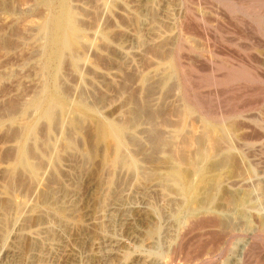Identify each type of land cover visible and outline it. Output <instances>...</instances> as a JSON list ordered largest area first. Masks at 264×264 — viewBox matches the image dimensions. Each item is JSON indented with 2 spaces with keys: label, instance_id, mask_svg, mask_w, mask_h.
<instances>
[{
  "label": "rangeland",
  "instance_id": "rangeland-1",
  "mask_svg": "<svg viewBox=\"0 0 264 264\" xmlns=\"http://www.w3.org/2000/svg\"><path fill=\"white\" fill-rule=\"evenodd\" d=\"M65 13L78 31L63 34L67 48L53 43ZM53 95L64 104L53 106ZM101 125L123 127L125 145L109 134L98 140ZM153 134L164 136L160 152ZM30 152L36 167L47 163L36 177L10 161ZM120 152L138 173L114 164ZM181 160L206 177L191 178L199 201L213 188L221 237H190L167 262L185 200L166 175ZM0 207V264H264V237H250L254 215L264 220V0H0ZM207 213L211 206L194 216ZM155 223L161 235L151 239ZM220 239L224 254L206 262L201 248Z\"/></svg>",
  "mask_w": 264,
  "mask_h": 264
},
{
  "label": "bare ground",
  "instance_id": "bare-ground-1",
  "mask_svg": "<svg viewBox=\"0 0 264 264\" xmlns=\"http://www.w3.org/2000/svg\"><path fill=\"white\" fill-rule=\"evenodd\" d=\"M58 28L56 29V30H54V39H53V43L56 45V46H62V45H65L66 46V48H67V46L69 45V43H66L65 42V44L64 43H62V36H63V34H65L66 32H68V31H73L74 32V36H76L77 37V35H78V31H77V29H76V26H75V24H74V21H73V18L71 17V15H67L66 13L62 16V17H60L59 19H58ZM110 27V26H109ZM78 28V27H77ZM69 33V32H68ZM71 33V32H70ZM67 36V35H66ZM72 36V35H71ZM68 37V36H67ZM79 38V37H78ZM72 40H70V42H71ZM69 42V41H68ZM71 44V43H70ZM71 46V45H70ZM62 48V47H61ZM64 48V47H63ZM62 50V49H61ZM66 50V49H65ZM58 52V51H57ZM64 54V53H63ZM61 56H62V53H60V52H58L57 54H55V58H57V59H59V58H61ZM60 60V59H59ZM50 64V63H49ZM51 64H52V62H51ZM52 66V65H51ZM135 97V96H134ZM50 99V98H49ZM51 104H53V106H59V104H64V100L62 101L61 100V98L60 97H57V95H53L52 97H51ZM42 103V102H41ZM35 106H39V102H36L35 104H34ZM42 105V104H41ZM151 107V106H150ZM52 109V108H51ZM45 110V109H44ZM39 112V111H38ZM56 112V111H55ZM138 112V111H137ZM43 113V112H42ZM156 113V112H155ZM51 115V110H50V112H45V115ZM140 114V113H139ZM142 114V113H141ZM149 114V113H148ZM49 115V116H50ZM51 117V116H50ZM139 118V117H138ZM251 118V117H250ZM48 119H49V117H48ZM52 120V118L50 119V121ZM120 121V120H119ZM134 121V120H133ZM153 121V120H152ZM52 123V122H51ZM148 123V122H147ZM60 124V123H59ZM146 124V123H145ZM155 124H157V123H155ZM58 125V124H57ZM99 126V125H98ZM132 126H134V125H132ZM107 126H102L101 125V128H100V130H99V133H98V135H97V138H98V140H103L106 136H107V134H109V136H111L115 141H116V143L120 146V145H125L124 144V140H125V137H127L126 136V134H125V136H124V128L123 127H120V126H111L110 128H106ZM126 127V126H125ZM134 128H136V127H134ZM130 129H131V127H130ZM22 130V129H21ZM56 130V129H55ZM98 130V129H97ZM151 130H152V128H151ZM153 131V130H152ZM150 132V131H149ZM143 133V132H142ZM153 133V132H152ZM149 134V133H148ZM158 134H160V132H158ZM152 135V137L153 136H155V137H153L154 138V144H153V147H154V145H155V147H154V149L156 148L157 150H159L161 147V143H162V141H163V137L164 136H161V135ZM145 135V134H144ZM45 136V135H44ZM149 136V135H148ZM253 136V135H252ZM251 136V137H252ZM96 137V136H95ZM108 137V136H107ZM151 137V138H152ZM13 138V137H12ZM70 138V137H69ZM127 138H129V136L127 137ZM151 138H150V140H151ZM18 139V138H17ZM71 140H73L72 138H70ZM131 139V138H130ZM146 139V138H145ZM94 140V139H93ZM153 140V139H152ZM151 140V141H152ZM74 141V140H73ZM95 141H96V139H95ZM130 141V140H129ZM147 141V140H146ZM34 142V141H33ZM70 142H72V141H70ZM126 142V141H125ZM137 142V141H136ZM35 143V142H34ZM44 143V142H43ZM92 143H94V142H92ZM130 143V142H129ZM132 143L134 144L135 142H133V140H132ZM152 143V142H151ZM150 143V144H151ZM36 145H37V143H36ZM93 145V144H92ZM135 145H137V144H135ZM31 146V145H30ZM34 146H35V144H34ZM69 146V145H68ZM109 146V145H108ZM144 146V145H143ZM151 146V145H150ZM38 147V146H37ZM101 147V146H100ZM121 147V146H120ZM135 147V146H134ZM152 147V148H153ZM94 147H92V149H93ZM142 148V147H141ZM140 148V149H141ZM22 149H24V147L22 148ZM33 149V148H32ZM66 149V148H65ZM68 149V148H67ZM91 149V148H90ZM96 149V148H95ZM102 149V148H101ZM113 149V148H112ZM16 150V149H15ZM24 151V150H23ZM31 151H33V150H31ZM91 151V150H90ZM100 151H102V150H100ZM115 151V150H114ZM142 151V150H141ZM156 151V150H155ZM161 150H159V152H160ZM140 152V151H139ZM34 153H36V152H33V154ZM42 153V152H41ZM45 153H46V151H45ZM44 153V154H45ZM93 153V152H92ZM97 153V152H96ZM100 153H102V152H100ZM143 153V152H142ZM158 153V152H157ZM30 154H32V152H30ZM32 154V155H33ZM114 154V153H113ZM120 155H117V157L116 158H114V164L117 166V165H119L118 166V168L119 167H122V168H126V169H129V170H131L132 171V173L133 174H136V173H138V171H139V169H140V166L138 165V163H137V161L135 160V159H133L132 157L130 158L129 156H127L126 155V153L125 152H120L119 153ZM210 154V153H209ZM17 155V154H16ZM32 155H19L16 159H11L10 161H12V160H14V162H13V164H12V168L14 169L13 171H18V170H27L33 177H36L37 176V169H39V167L38 166H41L42 164H47V163H43L44 162V158L43 159H41V160H43V161H41V165H38L37 167L35 166V165H33L34 163L32 162V160L33 159H37V157L38 156H32ZM36 155V154H35ZM46 155V154H45ZM45 155H43V156H45ZM144 155H145V153H144ZM15 156V155H14ZM47 156V155H46ZM92 156V155H91ZM102 156V155H101ZM139 156H141V155H139ZM145 156H147V155H145ZM153 156V155H152ZM175 156V155H174ZM182 156V155H181ZM206 156V155H205ZM40 157V156H39ZM59 157V156H58ZM84 157V156H83ZM97 157H98V155H97ZM96 157V158H97ZM110 157H112V156H110ZM136 157H138V156H136ZM177 157V156H176ZM46 158V157H45ZM47 158H50V157H48L47 156ZM62 158V157H61ZM60 158V159H61ZM80 158V157H79ZM79 158H78V161H79ZM167 158V157H166ZM195 158V157H194ZM38 159H40V158H38ZM51 159V158H50ZM93 159H95V158H93ZM92 159V160H93ZM106 159H107V157H106ZM109 159V158H108ZM150 159V158H149ZM155 161H156V159H155V157L153 158ZM152 159V160H153ZM160 159V158H159ZM189 159V158H188ZM63 160V159H62ZM99 160H100V158H99ZM102 160H103V158H102ZM147 160V159H146ZM153 160V161H154ZM171 160H173V159H171ZM180 160V159H179ZM186 161H187V159H185ZM59 161V160H58ZM108 161V160H107ZM143 161H145V160H143ZM142 161V162H143ZM153 161H151V163L154 165V163L155 162H153ZM158 161V160H157ZM168 161H170V160H168ZM183 160H181V162H182ZM82 162V161H81ZM88 162V161H87ZM87 162L85 163V165L87 164ZM100 162V161H99ZM113 162V161H112ZM176 162V161H175ZM185 162V161H184ZM193 162V161H192ZM192 162H185V163H183L182 162V164H180V166H175V168H172V170H171V173H168V176L166 175V177H168L169 179H168V181H170L172 184H171V186H172V189H173V191L172 192H170V190L168 191V192H170V193H178L179 194V196H181V197H183V200H185V202L184 203H182V204H176V207H178L177 208V211H176V213H175V219H174V221H175V223H174V225H173V227L174 228H178V227H182V228H180L181 230L179 231V233H178V235L177 236H175L174 238H173V240H172V242L173 243H175L176 242V247L174 248V250L172 251V253H169V254H167V256H166V258L168 259L167 260V262H175L176 261V259H177V256H178V252H179V250H180V248H181V245H182V243L184 242V241H186L188 238H190V237H192V238H202V237H204V236H208V237H212V239L211 240H213V239H215V238H218V232L216 233V231H214V229L215 228H218V226H219V224L220 223H218V219H216V217H214L212 214H213V211H212V207L214 206L213 204L215 203L214 201H213V188L211 189V190H209L208 192H209V199H208V201L207 202H203V201H199V199H198V197H199V194H201L200 193V187L199 186H196V185H194L193 183H192V181L194 180L195 181V179H192V181H191V178H192V176L193 175H195V174H199L200 175V178H201V183H202V181L204 182V178H206L204 175H202V174H200V173H198V171H197V166L198 165H196L194 162L192 163ZM237 162V161H236ZM53 163V162H52ZM109 164H110V162H108ZM157 163V162H156ZM222 163H224V162H222ZM55 164H57V163H55ZM77 164V163H76ZM114 164H112V165H114ZM148 164H150V163H148ZM96 165V164H95ZM101 165V164H100ZM103 165H104V163H103ZM164 165V164H163ZM169 165V164H168ZM184 166V165H187V168L186 169H183L181 166ZM217 165V164H216ZM215 165V166H216ZM99 166V165H98ZM108 166V165H107ZM165 166V165H164ZM172 166V165H171ZM219 166V165H218ZM57 167H58V165H57ZM96 167V166H95ZM110 167V166H109ZM114 167V166H113ZM173 167V166H172ZM222 167V166H221ZM59 168V167H58ZM85 168V167H84ZM112 168V167H111ZM151 168V167H150ZM159 168H161V167H159ZM164 168V167H163ZM168 168H170V167H168ZM40 169H42V168H40ZM89 169V168H88ZM98 169V168H97ZM100 169V168H99ZM103 169V168H102ZM109 169V168H108ZM113 169V168H112ZM117 169V168H116ZM142 169V168H141ZM215 169V168H214ZM12 170V169H11ZM60 170V169H59ZM79 170V169H78ZM77 170V171H78ZM96 170V169H95ZM101 170V169H100ZM120 170H122L121 168H120ZM129 170H128V172H129ZM61 171V170H60ZM88 171V170H87ZM109 171H111V170H109ZM142 171H143V169H142ZM248 171V170H247ZM10 171H8V173H9ZM22 172V171H21ZM39 172L40 171H38V175H39ZM119 172V171H118ZM127 172V173H128ZM158 172H159V170H158ZM167 172V171H166ZM15 173V172H14ZM17 173V172H16ZM61 173V172H60ZM85 173H86V171H85ZM84 173V174H85ZM94 173H95V171H94ZM99 173V172H98ZM106 173V172H105ZM107 173H109V172H107ZM126 173V172H125ZM21 174V173H20ZM23 174V173H22ZM21 174V175H22ZM63 174V173H62ZM65 174V173H64ZM63 174V176H65L66 177V174L64 175ZM90 174V173H89ZM100 174V173H99ZM111 174V173H110ZM148 174V173H147ZM159 174V173H158ZM165 174V173H164ZM207 174V173H206ZM205 174V175H206ZM248 174V173H247ZM14 175V174H13ZM20 175V176H21ZM24 175V174H23ZM101 175V174H100ZM103 175V174H102ZM119 175H121V171H120V174ZM144 175V174H143ZM149 175V174H148ZM152 175V174H151ZM151 175H149V176H151ZM161 175V174H160ZM160 175H159V177H160ZM7 176V175H6ZM20 176H18L19 177V180H17L18 182H19V184H17V186L19 185L20 186V182L23 180V177H22V180L20 181ZM41 176V175H40ZM74 176V175H73ZM84 176V175H83ZM86 176V175H85ZM108 176V175H107ZM112 176V175H111ZM123 176H124V174H123ZM130 176V175H129ZM145 176V175H144ZM148 176V177H149ZM237 176V175H236ZM12 178V176H9V178ZM17 177V178H18ZM26 177V179H28L29 177H27V176H25ZM42 177H43V175H42ZM113 177V176H112ZM131 177H133L132 176V174H131ZM136 177V176H135ZM147 177V178H148ZM153 177V176H152ZM164 177H165V175H164ZM197 177V176H196ZM6 178H8V177H6ZM13 178H14V176H13ZM16 178V179H17ZM53 178V177H52ZM79 178V177H78ZM90 178V177H89ZM108 178H111V177H108ZM143 178H145V177H143ZM163 178V177H162ZM220 178V177H219ZM15 179V178H14ZM14 179H12V180H14ZM49 179V178H48ZM69 179V178H68ZM75 179V178H74ZM80 179V178H79ZM102 179V178H101ZM131 179V178H130ZM130 179H128V180H130ZM158 179H160V178H158ZM157 179V180H158ZM218 179V178H217ZM222 179V178H221ZM8 180V179H7ZM97 180V179H96ZM111 180V179H110ZM124 180H125V176H124ZM148 180H150V179H148ZM165 180V179H164ZM163 180V181H164ZM167 180V179H166ZM199 180V179H198ZM220 180V179H219ZM9 181H11V179L10 180H8V183H9ZM15 181V180H14ZM35 181V180H34ZM108 181V183H109V180H107ZM107 181H105V182H107ZM112 181V180H111ZM123 181V180H122ZM134 181V180H133ZM151 181V180H150ZM200 181V180H199ZM17 182V183H18ZM23 182V181H22ZM28 182H29V180H28ZM27 181H25V183H28ZM36 182V181H35ZM74 182V181H73ZM117 182V181H116ZM124 182V181H123ZM130 182V181H129ZM148 182V181H147ZM152 182V181H151ZM165 182V181H164ZM217 182V181H216ZM225 182V181H224ZM15 182H13V184H14ZM39 183V182H38ZM37 183V184H38ZM48 183H50L51 184V182H48ZM104 183V182H103ZM111 183V182H110ZM113 183V182H112ZM119 183V182H118ZM117 183V184H118ZM126 183H128V182H126ZM150 183V182H149ZM169 183V182H168ZM198 183V182H197ZM207 183V182H206ZM12 184V182H10V185ZM12 184V185H13ZM22 184H24V183H22ZM21 184V185H22ZM107 184V183H106ZM202 184H204V183H202ZM9 184H8V186H9V188H11V190H12V187L10 186ZM30 185V184H29ZM28 185V186H29ZM34 185V184H33ZM32 185V186H33ZM53 185V184H52ZM51 185V186H52ZM56 185V184H55ZM58 185V184H57ZM210 185V184H209ZM215 185V184H214ZM6 186V185H5ZM7 186V187H8ZM14 186H15V184L13 185V188H14ZM23 186V185H22ZM26 186H27V184H26ZM26 186H25V188H26ZM31 186V185H30ZM46 186V185H45ZM44 186V187H45ZM50 186V185H49ZM61 186H63V185H61ZM76 186V185H75ZM81 186V185H80ZM103 186V185H102ZM104 186H106L105 184H104ZM110 186V185H109ZM115 186L117 187V185H116V183H115ZM119 186V185H118ZM127 186H129V185H127ZM126 186V187H127ZM212 185H210V187H211ZM238 186V185H237ZM34 187H35V185H34ZM38 187V186H37ZM47 187V186H46ZM45 187V188H46ZM55 187V186H54ZM97 187V186H96ZM100 187V186H99ZM121 187H122V185H121ZM121 187H119V188H121ZM161 187H163V186H161ZM207 187V186H206ZM209 187V186H208ZM207 187V188H208ZM214 187V186H213ZM251 187V186H250ZM18 188V187H17ZM21 188V187H20ZM29 188V187H28ZM49 188V187H48ZM62 188V187H61ZM101 189H102V187H100ZM165 188V187H164ZM169 188V187H168ZM206 188V190H208ZM217 188V187H216ZM252 188V187H251ZM30 189V188H29ZM28 189V190H29ZM52 189V188H51ZM55 189V188H54ZM171 189V190H172ZM215 189V188H214ZM6 190V189H5ZM19 190V189H18ZM25 190V189H24ZM28 190H26L25 192H23L24 194H26V192L28 191ZM49 190H50V188H49ZM48 190V191H49ZM60 190V189H59ZM98 190V189H97ZM126 190V189H125ZM137 190V189H136ZM204 190V189H203ZM34 190H32V192H33ZM42 191V190H41ZM52 191V190H51ZM56 191H57V189H56ZM64 192L66 191V193H67V190H63ZM62 191V192H63ZM102 191H103V189H102ZM109 191V190H108ZM122 191V190H121ZM140 191V190H139ZM217 191V190H216ZM7 192H10V190L9 191H6V193ZM12 192H14V190L12 191ZM12 192H11V194H12ZM31 192V193H32ZM54 191H52L51 193H53ZM60 192V191H59ZM101 192V190L99 191V193ZM107 192V191H106ZM114 192V191H113ZM205 192V191H204ZM215 192V191H214ZM41 193V192H40ZM43 193H45V192H43ZM47 193V192H46ZM45 193V194H46ZM49 193V192H48ZM55 193H57V192H55ZM107 193H109V192H107ZM118 193V195H119V191L117 192ZM4 194V193H3ZM60 194H62V193H60ZM113 194V193H112ZM207 194V193H206ZM16 195V194H15ZM21 195V194H20ZM30 195V194H29ZM58 195V194H57ZM56 195V196H57ZM17 196V195H16ZM22 196V195H21ZM27 196V195H26ZM40 196H41V194H40ZM64 196V195H63ZM102 196V195H101ZM104 196V195H103ZM113 196V195H112ZM178 196V195H177ZM206 196V195H205ZM234 196V195H233ZM30 197V196H29ZM46 197V196H45ZM47 197H48V199H47ZM46 197V201H47V204H48V201L50 200V198L52 199V197H50L49 198V196H47ZM55 197V196H54ZM60 197H61V195H60ZM97 197V196H96ZM166 197H168V196H166ZM41 198H42V196H41ZM56 198V197H55ZM55 198H53V199H55ZM68 198H70V195H69V197ZM105 198V197H104ZM111 199H112V197H110ZM116 198V197H115ZM120 198V197H119ZM200 198V197H199ZM12 199V198H11ZM22 199V198H21ZM24 199H25V197H24ZM38 199H40V198H38ZM57 199V198H56ZM60 199V198H59ZM96 199V198H95ZM117 199H118V197H117ZM156 199V198H155ZM215 199V198H214ZM221 199V198H220ZM224 199V198H223ZM236 199V198H235ZM9 200V199H8ZM58 200V199H57ZM61 200V199H60ZM59 200V201H60ZM69 200V199H68ZM157 200V199H156ZM2 201V200H1ZM7 201V200H6ZM44 201V200H43ZM45 201V202H46ZM56 201V200H55ZM54 201V202H55ZM58 201V202H59ZM110 201V200H109ZM171 201V200H170ZM220 201V200H219ZM235 201V200H234ZM2 202H4V200L2 201ZM11 202V201H10ZM49 202H51V201H49ZM167 202H169V201H167ZM174 202V201H173ZM178 202V201H177ZM182 202V201H181ZM15 203V202H14ZM40 203V202H39ZM38 203V204H39ZM44 203V202H43ZM60 203V202H59ZM67 203V202H66ZM103 203H105V202H103ZM103 203H100V204H103ZM125 203V202H124ZM176 203V202H175ZM236 203V202H235ZM241 203V202H240ZM6 204V203H5ZM41 204V203H40ZM54 204V203H53ZM12 205V204H11ZM37 205V204H36ZM42 205V204H41ZM58 205V204H57ZM67 205V204H66ZM169 205V204H168ZM53 206V205H52ZM62 206H63V204H62ZM175 206V205H174ZM206 206H211V213H207V214H210V215H207L206 216V214H205V216L204 217H202L201 218V216H199V217H195L194 215H195V212H197V211H199V209H201V208H205ZM5 207V206H4ZM6 207H7V205H6ZM13 207V206H12ZM21 207V206H20ZM39 207H40V205H39ZM60 207V206H59ZM241 207H243V206H241ZM1 208V207H0ZM8 208V207H7ZM6 208V209H7ZM11 208V207H10ZM199 208V209H198ZM219 208V207H218ZM239 208V207H238ZM9 209V208H8ZM69 209V208H68ZM170 209V208H169ZM172 209H173V207H172ZM217 209V208H216ZM222 209V208H221ZM11 210H13V208H11ZM30 210V209H29ZM43 210V209H42ZM42 210H40V211H42ZM64 210V209H63ZM207 210V209H206ZM5 211V210H4ZM8 211V210H7ZM7 211H5V212H7ZM14 211V210H13ZM12 211V212H13ZM22 211V210H21ZM20 211V212H21ZM25 211V210H24ZM32 211V210H31ZM44 211H50V210H44ZM64 211H66V208H65V210ZM64 211H60V213L61 212H64ZM75 211V210H74ZM202 211V210H201ZM233 211H234V209H233ZM247 211V210H246ZM11 212V211H10ZM15 212V211H14ZM51 212V211H50ZM68 212V211H67ZM72 212V211H71ZM78 212V211H77ZM174 212V211H173ZM43 213H45V212H43ZM42 213V214H43ZM59 213V214H60ZM165 213V212H164ZM170 213V212H169ZM7 214V213H6ZM10 214V213H9ZM37 214H38V212H37ZM52 214V213H51ZM68 214V213H67ZM66 214V215H67ZM72 214V213H71ZM192 215V217H191V220H189V221H187V222H185V223H183V216L184 215ZM18 215H20V213L18 214ZM53 215V214H52ZM52 215H51V217H52ZM75 215V214H74ZM215 215V214H214ZM258 215V214H257ZM48 216V215H47ZM60 216V215H59ZM65 216V215H64ZM69 216H71L72 217V215H70V214H68V217L67 218H69ZM198 216V215H197ZM2 217V216H1ZM45 217V216H44ZM44 217H42L43 219H41V221H44ZM49 217V216H48ZM50 217V218H51ZM54 217V216H53ZM163 217H164V215H163ZM261 217V216H260ZM260 217H258V216H256V215H254V217H253V222H252V224H253V232H251V234H250V237H251V239H256V240H261V239H263V237H264V220L262 219V217L260 218ZM41 218V217H40ZM49 218V219H50ZM60 218V217H59ZM58 218V219H59ZM62 218V217H61ZM73 218V217H72ZM75 218V217H74ZM73 218V219H74ZM35 219V218H34ZM57 219V220H58ZM76 219V218H75ZM74 219V220H75ZM150 219H152V218H150ZM149 219V220H150ZM167 219V218H166ZM189 219V218H188ZM25 220V219H24ZM30 220V219H29ZM29 220H26L27 222L29 221ZM54 220H56V219H54ZM53 220V221H54ZM56 220V221H57ZM71 220V219H70ZM148 220V221H149ZM9 221V220H8ZM51 221V220H50ZM59 221H60V219H59ZM58 221V222H59ZM62 221L63 220H61V223H62ZM154 221V220H153ZM2 222H4V221H2ZM12 222V221H11ZM32 222H33V220L31 221V224H32ZM52 222V221H51ZM55 222V221H54ZM9 223H10V221H9ZM46 223V222H45ZM47 223H49L50 224V222L48 221ZM57 223V222H56ZM68 223V222H67ZM157 223V222H156ZM151 224L150 226H152L151 228H150V232H149V236H150V238L151 239H155V238H159L160 237V235H161V229H159V226H157V224ZM2 224V223H1ZM30 224V222H28V225ZM36 224V223H35ZM64 224H65V221H64ZM63 224V225H64ZM229 224V223H228ZM231 224H232V221H231ZM39 225V224H38ZM68 225H69V223H68ZM158 225H159V221H158ZM235 225V224H234ZM30 226V225H29ZM155 226V228L153 229V227ZM221 226H222V224H221ZM227 226V225H226ZM251 226V225H250ZM35 227H37V226H35ZM39 227V226H38ZM63 227H65V226H63ZM220 227V226H219ZM233 227V226H232ZM252 227V226H251ZM7 228V227H6ZM26 228V227H25ZM25 228H22V230L23 229H25ZM62 228V227H61ZM227 228H228V226H227ZM226 228V229H227ZM231 228V227H230ZM10 229H12V228H10ZM28 229V228H27ZM232 229V228H231ZM29 230V229H28ZM68 230V229H67ZM70 230V229H69ZM233 231V230H232ZM3 232H5L4 230H3ZM33 232V231H32ZM46 232H48V230L46 231ZM53 232V231H52ZM57 232V231H56ZM67 232V231H66ZM55 233V232H54ZM220 234V233H219ZM45 235V234H44ZM50 235V234H49ZM221 235H224V234H221ZM52 236V235H51ZM168 236V235H167ZM194 236V237H193ZM220 236V235H219ZM169 237V236H168ZM221 237V236H220ZM219 237V238H220ZM224 237L226 238V237H229V238H232L233 237V234L232 235H230V234H226V236L224 235ZM224 237H222V238H224ZM52 238H53V236H52ZM57 238V237H56ZM196 238V239H197ZM219 238H218V240H219ZM55 239V238H54ZM21 240V239H20ZM35 240V239H34ZM57 240V239H56ZM55 240V241H56ZM193 240V239H192ZM195 240V239H194ZM217 240V239H216ZM221 240L222 241H224L223 239H220V241H219V243H217L216 244V242L215 241H211L210 242V244L208 243V245L206 244L205 246H204V248H201V249H203L202 250V252L200 251V249H199V251L201 252V254H199V255H201V257L206 261V262H208V263H212V262H214V260L217 258V256H218V252H220L221 251V253L224 251V245L222 246V242H221ZM29 241H31V239L29 240ZM35 241H37V240H35ZM47 241V240H46ZM50 241V240H49ZM226 241V240H225ZM48 242V241H47ZM190 242H192V241H190ZM200 242V241H199ZM204 242V241H203ZM207 242H209V240L207 241ZM221 242V243H220ZM187 243V242H186ZM185 243V244H186ZM193 243V242H192ZM197 243H198V241H197ZM206 243V242H205ZM262 243V242H261ZM37 244V243H36ZM40 244H41V242H40ZM45 244V243H44ZM184 244V249L185 248H187L186 247V245ZM189 244H191V243H188V246H189ZM199 244V243H198ZM30 245V244H29ZM28 245V246H29ZM34 245V244H33ZM46 245V244H45ZM27 246V245H26ZM194 246H195V244H194ZM197 246V245H196ZM203 247V246H202ZM255 247H256V245H255ZM261 247V246H260ZM21 248H22V246H21ZM30 248V247H29ZM32 248H34V247H32ZM37 248V247H36ZM193 248V247H192ZM191 248V250H193L194 251V249H192ZM257 248V247H256ZM24 249V248H23ZM27 249V248H26ZM35 249V248H34ZM41 249H43V247L41 248ZM188 249V248H187ZM197 249V248H196ZM249 248H247V249H245V255H244V262L246 263V262H248V259L250 258V255H251V252H250V250H248ZM259 249V248H258ZM262 249V248H261ZM29 249H27V251H28ZM31 250V249H30ZM33 250V249H32ZM253 250H254V248H253ZM42 251V250H41ZM183 251V250H182ZM192 251V252H193ZM197 251V250H196ZM25 252V251H24ZM33 252V251H32ZM35 252V251H34ZM38 252H39V250H38ZM170 252V251H169ZM186 250H185V256H186ZM191 252V253H192ZM257 252H261V251H257ZM263 252V251H262ZM161 253L162 252H159V253H157V255H160L161 256ZM164 253V252H163ZM180 253V252H179ZM220 253V254H221ZM253 253H254V251H253ZM223 254H224V252H223ZM262 254V253H261ZM155 255V254H154ZM163 256L165 255V253L164 254H162ZM193 255V254H192ZM198 256V255H197ZM22 257V256H21ZM34 257V256H33ZM162 257V256H161ZM200 257V256H199ZM26 258H27V256H26ZM25 258V259H26ZM201 258V259H202ZM22 259H24V258H22ZM24 259V260H25ZM162 259V258H161ZM255 259V258H254ZM262 259V258H261ZM144 260V259H143ZM182 260H185L184 258L182 259ZM196 261V260H195ZM194 261V262H195ZM250 261V260H249ZM40 262V261H39ZM152 262H154V261H152ZM177 262H178V260H177ZM176 262V263H177ZM189 262V261H188ZM201 262V261H200ZM261 262H262V260H261ZM35 264V263H34ZM155 264H157V263H155ZM159 264V263H158ZM192 264H194V263H192ZM197 264V263H196Z\"/></svg>",
  "mask_w": 264,
  "mask_h": 264
}]
</instances>
